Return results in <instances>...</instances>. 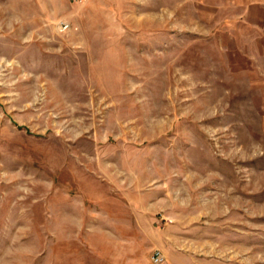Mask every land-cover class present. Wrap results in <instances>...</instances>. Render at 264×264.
I'll return each mask as SVG.
<instances>
[{"label":"rangeland","instance_id":"obj_1","mask_svg":"<svg viewBox=\"0 0 264 264\" xmlns=\"http://www.w3.org/2000/svg\"><path fill=\"white\" fill-rule=\"evenodd\" d=\"M261 1L0 0V264H264Z\"/></svg>","mask_w":264,"mask_h":264},{"label":"crops","instance_id":"obj_2","mask_svg":"<svg viewBox=\"0 0 264 264\" xmlns=\"http://www.w3.org/2000/svg\"><path fill=\"white\" fill-rule=\"evenodd\" d=\"M255 4L249 8V16L246 17L243 24L250 31H264V0ZM261 33L264 36L263 32Z\"/></svg>","mask_w":264,"mask_h":264},{"label":"built area","instance_id":"obj_3","mask_svg":"<svg viewBox=\"0 0 264 264\" xmlns=\"http://www.w3.org/2000/svg\"><path fill=\"white\" fill-rule=\"evenodd\" d=\"M69 1L74 4H81V3H85L87 0H69ZM59 27H60V30L63 32L71 30V25L66 22H62L59 25ZM152 262L154 264H163L165 262V257L161 252L157 251L154 253L152 257Z\"/></svg>","mask_w":264,"mask_h":264}]
</instances>
